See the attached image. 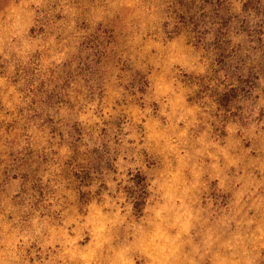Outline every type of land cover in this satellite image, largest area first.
I'll return each instance as SVG.
<instances>
[{
    "label": "rangeland",
    "instance_id": "374dc122",
    "mask_svg": "<svg viewBox=\"0 0 264 264\" xmlns=\"http://www.w3.org/2000/svg\"><path fill=\"white\" fill-rule=\"evenodd\" d=\"M0 264H264V0H9Z\"/></svg>",
    "mask_w": 264,
    "mask_h": 264
},
{
    "label": "trees",
    "instance_id": "16d2710c",
    "mask_svg": "<svg viewBox=\"0 0 264 264\" xmlns=\"http://www.w3.org/2000/svg\"><path fill=\"white\" fill-rule=\"evenodd\" d=\"M8 2L9 0H0V10L3 9Z\"/></svg>",
    "mask_w": 264,
    "mask_h": 264
}]
</instances>
